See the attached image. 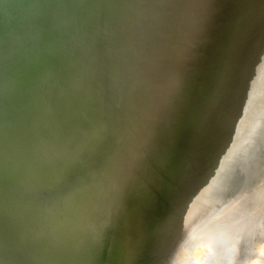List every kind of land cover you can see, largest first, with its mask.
<instances>
[{
	"label": "bare ground",
	"instance_id": "obj_1",
	"mask_svg": "<svg viewBox=\"0 0 264 264\" xmlns=\"http://www.w3.org/2000/svg\"><path fill=\"white\" fill-rule=\"evenodd\" d=\"M42 1L0 0V31L14 12ZM134 3L146 31L134 37L129 63L150 99L137 118L117 116L113 130L126 166L143 180L140 190L87 169L53 181L48 197L57 205L31 238L34 256L90 264V244L103 229V264H195L185 260L198 243L199 255L211 251L205 264H243L264 239V0H120L118 11ZM95 24L77 29L80 47L104 38ZM181 65L192 69L186 85ZM185 87L191 96L182 100ZM66 94L71 105L76 91ZM44 100L64 128L75 129L77 107ZM178 102L185 120L173 144ZM19 108L0 107V132L24 134L13 117ZM38 121L26 132L46 128L47 119ZM175 175L178 182L160 180ZM223 185L226 192L214 195Z\"/></svg>",
	"mask_w": 264,
	"mask_h": 264
},
{
	"label": "water",
	"instance_id": "obj_2",
	"mask_svg": "<svg viewBox=\"0 0 264 264\" xmlns=\"http://www.w3.org/2000/svg\"><path fill=\"white\" fill-rule=\"evenodd\" d=\"M119 1L43 0L38 6L14 12L0 31V107L20 104L13 116L23 120L16 124L23 129L18 133L47 119L46 128L36 130L56 135L35 162L30 179L19 184L16 198L0 202V264H50L34 256L31 238L38 236L57 205V199L48 197L53 181H64L75 171L87 169L125 179L140 190L143 180L139 172L126 166L113 121L117 116L137 118L150 99L129 63L134 37L146 30L141 29L135 9L139 5L118 11ZM165 8L174 11L176 4ZM97 22L104 38L93 46L80 47L77 29L88 30ZM93 54L101 57V63ZM73 90L72 97L77 99L70 105L71 95L66 93ZM46 95L58 97L63 106L77 107L71 115L75 129L64 128V122L56 119L59 110L44 100ZM80 152L83 164L75 162ZM226 187L219 186L214 195L220 188L225 193Z\"/></svg>",
	"mask_w": 264,
	"mask_h": 264
},
{
	"label": "rangeland",
	"instance_id": "obj_3",
	"mask_svg": "<svg viewBox=\"0 0 264 264\" xmlns=\"http://www.w3.org/2000/svg\"><path fill=\"white\" fill-rule=\"evenodd\" d=\"M55 140L56 135L53 131H48L47 133L43 131H30L22 135H16L7 130L0 132V202H8L16 198L19 184L30 179L29 177L32 174L35 162L45 154L46 150ZM259 239L261 240V238ZM260 242L262 240H258L257 247L252 248L254 250L251 249L252 254H254L249 260L245 259L243 264H253L255 262V264H264V254L262 253V251L264 252V239L262 243ZM200 244L198 243L197 247H194V250L190 251L191 253L194 252L192 255H190V252L189 255L187 254L186 258L190 257L191 259L188 258L185 262L187 260L188 262L194 261L195 264H205L208 262V253H211V251L208 250L199 255ZM192 256H194V259Z\"/></svg>",
	"mask_w": 264,
	"mask_h": 264
},
{
	"label": "snow or ice",
	"instance_id": "obj_4",
	"mask_svg": "<svg viewBox=\"0 0 264 264\" xmlns=\"http://www.w3.org/2000/svg\"><path fill=\"white\" fill-rule=\"evenodd\" d=\"M221 3H227V0H221ZM192 69L188 65H181V67L178 69L179 75L181 77V80L185 83H187V78L190 75ZM191 93L187 90V87H185L183 94H182V100L186 97H190ZM176 113H177V130L172 133V143H175V138L178 134L179 128L183 126L184 120H185V114L183 111V105L182 103L178 102L176 106ZM195 144V141H193L192 144L187 145V147L191 148ZM75 162L77 164H83L85 163L84 160V154L83 152H80L77 154L75 158ZM166 179H171L174 181H179L181 177L179 175L171 176V177H160L161 181H164ZM90 256L92 264H103L104 261V232L103 229H100V231L97 234L96 239L91 242L90 244Z\"/></svg>",
	"mask_w": 264,
	"mask_h": 264
}]
</instances>
